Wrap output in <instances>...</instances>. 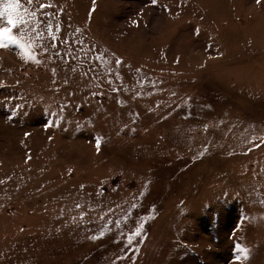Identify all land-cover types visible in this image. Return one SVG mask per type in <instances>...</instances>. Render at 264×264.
<instances>
[{
  "label": "rangeland",
  "instance_id": "rangeland-1",
  "mask_svg": "<svg viewBox=\"0 0 264 264\" xmlns=\"http://www.w3.org/2000/svg\"><path fill=\"white\" fill-rule=\"evenodd\" d=\"M22 9L39 63L0 47V264H264V0Z\"/></svg>",
  "mask_w": 264,
  "mask_h": 264
},
{
  "label": "snow or ice",
  "instance_id": "snow-or-ice-1",
  "mask_svg": "<svg viewBox=\"0 0 264 264\" xmlns=\"http://www.w3.org/2000/svg\"><path fill=\"white\" fill-rule=\"evenodd\" d=\"M33 0H28V3H32ZM155 2V0H153ZM45 7V5H41ZM21 11L26 12L27 9H22V0H7L4 4L2 10H0V17L6 18L7 24L11 27L0 26V47H6L9 44H16L22 49H25V55L30 60H36L35 56L31 54L28 50V46L21 43V38H18L13 34V29L17 28L19 25H24L25 30L27 29L28 21L21 17ZM31 15H35L32 13ZM51 27V25H49ZM39 63L38 60H36ZM99 147V143L97 144ZM141 229H137L134 235L128 237V243L131 244L134 236H139ZM238 250L242 255L237 256V260L246 259L249 254V250L238 246Z\"/></svg>",
  "mask_w": 264,
  "mask_h": 264
}]
</instances>
